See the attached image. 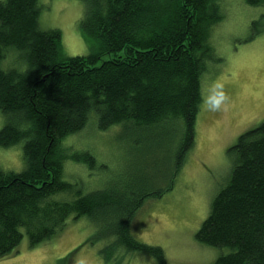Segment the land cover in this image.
I'll return each mask as SVG.
<instances>
[{"label": "trees", "instance_id": "obj_1", "mask_svg": "<svg viewBox=\"0 0 264 264\" xmlns=\"http://www.w3.org/2000/svg\"><path fill=\"white\" fill-rule=\"evenodd\" d=\"M84 1L81 25L96 49L67 57L61 32L40 26V0H0V148L21 144L25 165L21 172L0 170V258L25 236L32 248L60 234L71 217H87L115 245L167 264L163 250L135 239L131 227L149 198L173 189L195 146L202 82L217 60L207 41L223 19L221 3ZM92 118L98 131L123 125L167 143H148L140 175L86 189L66 178L64 141ZM229 150L236 158L232 172L196 239L230 250L213 264H264V121ZM72 155L92 175L104 167L89 149Z\"/></svg>", "mask_w": 264, "mask_h": 264}, {"label": "rangeland", "instance_id": "obj_2", "mask_svg": "<svg viewBox=\"0 0 264 264\" xmlns=\"http://www.w3.org/2000/svg\"><path fill=\"white\" fill-rule=\"evenodd\" d=\"M220 3L223 19L211 29L207 41L217 60L202 82L195 146L173 189L159 198H149L131 227L135 239L163 250L167 264H213L230 251L201 244L196 232L232 172L236 158L229 149L242 133L264 121V3ZM40 6V26L61 32L64 56L95 51V39L81 25L86 12L84 0H40ZM4 122L0 114V128ZM129 130L117 125L101 132L90 119L82 131L64 141L68 150L66 178L79 180L91 189L100 187L101 181L119 183L126 173L140 175V160L150 153L148 143L166 145L167 140L165 136L161 141V135L150 137L145 131ZM82 149L91 150L104 165L96 174L72 155ZM24 168L21 144L0 148V170L21 172ZM114 241L112 235L102 232L98 222L71 217L60 234L35 247L29 246L25 236L16 251L0 258V264H159L154 254L131 251Z\"/></svg>", "mask_w": 264, "mask_h": 264}]
</instances>
